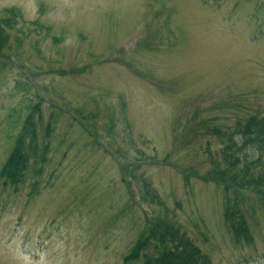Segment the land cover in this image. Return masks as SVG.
<instances>
[{
	"label": "rangeland",
	"instance_id": "obj_1",
	"mask_svg": "<svg viewBox=\"0 0 264 264\" xmlns=\"http://www.w3.org/2000/svg\"><path fill=\"white\" fill-rule=\"evenodd\" d=\"M258 140L264 0H0V264H264Z\"/></svg>",
	"mask_w": 264,
	"mask_h": 264
},
{
	"label": "trees",
	"instance_id": "obj_2",
	"mask_svg": "<svg viewBox=\"0 0 264 264\" xmlns=\"http://www.w3.org/2000/svg\"><path fill=\"white\" fill-rule=\"evenodd\" d=\"M254 128H251L249 126H244L242 135L245 137H249L250 133H252L254 131ZM256 129H258V128H256ZM252 137H254V135H252ZM254 146H257V148H259V149H262V148L264 149V140L263 141L258 140L257 144ZM19 153H20L19 150L15 149V151L11 154V156L7 160V163L5 164V166L2 168L3 169V171H2L3 175L2 176L4 178H9V179L14 178L13 175L17 176L20 173V170L25 166V158L23 157L22 154H19ZM226 155H228V157H231L229 152H227ZM235 157H237V156H235ZM239 159H240L239 162L231 161L229 163V167L227 168L226 174L231 175L232 173H234V176H237V178L240 176V178L242 179L244 173H246L247 170H246V168H244V166H242L241 158H239ZM176 248L179 251H182V249L180 247H176ZM186 257H187L188 264H190L189 261L193 260V257L188 256L187 254H186ZM172 262H173V258L172 259L167 258L165 263L172 264Z\"/></svg>",
	"mask_w": 264,
	"mask_h": 264
}]
</instances>
